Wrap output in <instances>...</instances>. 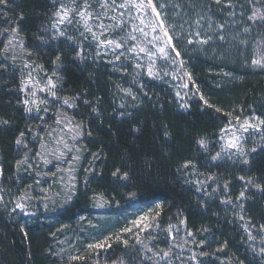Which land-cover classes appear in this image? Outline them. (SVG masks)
Instances as JSON below:
<instances>
[{
	"label": "trees",
	"instance_id": "obj_1",
	"mask_svg": "<svg viewBox=\"0 0 264 264\" xmlns=\"http://www.w3.org/2000/svg\"><path fill=\"white\" fill-rule=\"evenodd\" d=\"M154 3L165 5L161 20L191 77L183 106L166 80L139 73L125 56L103 54L76 24L56 32V0L0 3V54L5 33L16 29L29 61L55 76L58 99L71 105L82 151L68 203L51 213L17 211L38 182L22 166L23 143L38 124L23 107L18 72L0 63V264H143L139 248L116 235L86 248L91 231L85 240L78 233L93 224L96 199L116 220L153 213L156 242L181 226L202 264H264V248L249 239L264 240V60L252 63L264 59V22L249 19L264 14V0ZM237 117L260 123L256 150L232 162L213 159L220 132ZM96 230L102 237L103 227ZM62 241L76 242L74 256H58Z\"/></svg>",
	"mask_w": 264,
	"mask_h": 264
},
{
	"label": "rangeland",
	"instance_id": "obj_2",
	"mask_svg": "<svg viewBox=\"0 0 264 264\" xmlns=\"http://www.w3.org/2000/svg\"><path fill=\"white\" fill-rule=\"evenodd\" d=\"M57 8L53 17L55 31L68 24H76L80 30L90 35L95 45L103 54L112 58L120 54L131 60L139 73H143L150 78L166 80L176 92V98L180 105L186 103L189 97L190 81L179 64L176 51L172 47L163 45L161 41H153L154 35L162 36L159 28L155 32L150 27L141 25L140 19L147 20L155 17L150 9L137 11L131 6L120 8L118 5L124 0H107L108 8L100 7V0L88 2L87 11L92 13L89 24L96 32L98 39H94L91 33L85 31L83 21L78 12L83 9L77 0H56ZM139 0H137V3ZM64 6L62 8L61 6ZM69 11V19L64 23H58V11L63 13L64 9ZM113 8L115 10H113ZM115 17V19H113ZM157 23H159L157 21ZM100 24L105 28L99 27ZM134 28H143L147 33L135 31ZM169 34L170 30L168 29ZM129 34L135 39H129ZM193 38L199 39V35ZM104 40H115L122 44V47L115 48L114 45L100 43ZM189 43V42H188ZM143 47L146 52H140L139 47ZM161 46L166 47L167 56L162 55L157 49ZM130 49H133L130 51ZM262 61L263 58H260ZM0 63H4L16 70L20 76V94L23 107L29 118L38 124L29 141L22 140L23 149L26 151L25 160L22 166L38 181L35 189L26 193L19 202L15 204L17 211L23 216H31L37 208L44 213H51L59 210L69 202L75 191V181L77 168L81 160V147L78 142L81 139V129L72 122L67 110H71L69 102L59 100L56 95L55 76L41 71L37 66L29 61L23 51V42L18 34L12 30L5 33V43L0 54ZM51 81V84L49 83ZM247 121L253 127L247 131L241 127ZM260 123L253 117L230 118L228 124L218 136V153L215 160L236 161L252 151L255 144L254 138L260 131ZM234 137H239V144L236 148L227 147ZM20 143V144H21ZM17 204H22L23 208H18ZM91 225H84L78 233L79 237L88 239L84 234L91 231V238L85 240L86 248L89 245H105L109 238L116 235L119 239L127 240L139 248V260L143 264H202L201 258L189 244V235L180 226L170 230L167 236L156 242L154 234L156 232L155 216L146 211H136L131 215L122 216L116 220L107 210V206L101 199H96L93 207ZM141 218H144L143 220ZM134 221L140 223L138 228ZM87 223V224H88ZM148 223L150 227L144 228L143 224ZM98 225L103 227L104 232L100 236V231L96 230ZM100 229V228H99ZM131 229V231H125ZM84 233V234H83ZM89 235V234H88ZM264 236V234H263ZM117 237V238H118ZM254 245L260 250L264 248V240L257 242L251 239ZM74 241H62L57 245L58 256H74ZM125 246V245H124ZM100 247H92V249ZM91 249V248H90ZM167 253V255H165ZM95 264H125L122 259L112 263Z\"/></svg>",
	"mask_w": 264,
	"mask_h": 264
},
{
	"label": "snow or ice",
	"instance_id": "obj_3",
	"mask_svg": "<svg viewBox=\"0 0 264 264\" xmlns=\"http://www.w3.org/2000/svg\"><path fill=\"white\" fill-rule=\"evenodd\" d=\"M4 2H5V0H0V3H4ZM73 3H75V0H73ZM216 3H220V0H216ZM112 4L115 5L116 0H112ZM128 6L135 8L137 11L150 9L151 12L153 13L154 17H155V20H153L151 18H148L147 20L140 19L141 25H145L146 27H150L153 30V32H155L156 29L159 28L160 31L163 33V35L162 36L154 35L152 37V40L153 41H161L163 45H166L168 47H172L173 51H175V47L173 45V37L169 34L168 27L166 26L164 21L161 20V13L158 10V8H160V9L164 8L165 5L160 4L159 6H157L154 3V0H139L138 3H137V0H124V3H121L120 5H118V7H120V8H125ZM61 7L64 8L63 5ZM100 7L101 8H108L109 5L107 3V0H100ZM88 8H89V4H88L87 0H85V3L83 5L84 10H81L80 12H78V15L80 16L81 20L83 21V26L85 28V31L91 33V35L94 39H98L96 32H94L92 30V27L89 24V18L92 17V13L90 11H87ZM113 10H115V9L113 8ZM69 11H71V9L65 8L63 13H61L60 11H58L56 13V15L59 17L58 23H64L65 20L69 19ZM113 19H115V17H113ZM249 19H253V20L258 19L260 22H264V14H261L260 11L257 10L253 13L252 16L249 17ZM157 21L159 23H157ZM99 27L105 28V25L100 24ZM134 30L142 32L145 36L147 35V33L144 32L143 28H134ZM12 31L15 32L16 29H12ZM245 31H248V29H245ZM60 34L63 35L64 33L61 32ZM128 38L133 39V40L135 39V37L132 36L131 34H129ZM69 39H71V37H69ZM221 39H223V37H221ZM188 42L192 43L191 40H189ZM203 42H206V41H203ZM100 43L107 44L109 46L114 45L115 48L122 47V44L120 42L115 41V40H104V41H101ZM136 47H139V45H136ZM132 50L133 49H130V51H132ZM139 51L140 52H146V50L143 47H139ZM157 51L160 52L164 56L168 55L165 46L159 47L157 49ZM146 54L149 55L150 57H151V55H154L153 53H150V52H146ZM176 54H177V56L180 55V53L178 51L176 52ZM57 59H59V57H57ZM117 59H119V57H117ZM252 63H253V65H261L262 60L261 59H253ZM189 78H191V77L189 76ZM49 83L51 84V81H49ZM65 103H68V101L66 100ZM69 106H71V105H69ZM217 111H219V109H217ZM237 119H239V118L237 117ZM4 123H7V121H4ZM241 127L244 129V131H247L248 128L253 127V125H251L247 121H245V124L241 125ZM21 135H23V133H21ZM239 139H240L239 137H234L232 139V141L228 143L227 147L236 148L239 144ZM16 143L20 144L21 141L19 139H17ZM201 146H203V143L201 144ZM255 150H256L255 148L252 149V151H255ZM213 159H215V157ZM245 163H247V160H245ZM185 167H187V165H185ZM113 175H115V173H113ZM241 179H243V177H241ZM249 183H251V181H249ZM244 195H245V193L242 191L240 193V197H244ZM17 207L22 209L23 205L17 204ZM157 215H159V213H157ZM141 219L143 220L144 218H141ZM134 224H136V226L138 228L140 227L139 222L134 221ZM143 227L148 228V227H150V225L148 223H144ZM262 230H264V227H262ZM125 231L126 232L131 231V229H125ZM189 234H191V233H189ZM118 239H119V237H118ZM249 239H254V237L249 235ZM124 243L127 244V241H124ZM92 247H104V245L103 244L89 245V248H92ZM262 251H264V250H262ZM165 255H167V253H165Z\"/></svg>",
	"mask_w": 264,
	"mask_h": 264
}]
</instances>
